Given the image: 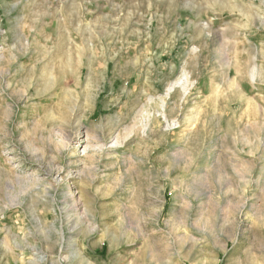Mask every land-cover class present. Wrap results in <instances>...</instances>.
Returning a JSON list of instances; mask_svg holds the SVG:
<instances>
[{
  "label": "rangeland",
  "instance_id": "obj_1",
  "mask_svg": "<svg viewBox=\"0 0 264 264\" xmlns=\"http://www.w3.org/2000/svg\"><path fill=\"white\" fill-rule=\"evenodd\" d=\"M0 264H264V0H0Z\"/></svg>",
  "mask_w": 264,
  "mask_h": 264
},
{
  "label": "bare ground",
  "instance_id": "obj_2",
  "mask_svg": "<svg viewBox=\"0 0 264 264\" xmlns=\"http://www.w3.org/2000/svg\"><path fill=\"white\" fill-rule=\"evenodd\" d=\"M216 1V0H215ZM100 40V39H99ZM93 43V42H92ZM58 44V43H57ZM84 48L79 49L78 52V57H73V55L71 56H66L65 58H63L61 61V66L59 68L60 73L65 74V73H70V77H69V82L70 80H72V82H70L72 85H70L68 82L63 83V86L61 87V90L63 92V96L64 94L66 95V99L67 100H78V96L73 95L74 93H77V89L79 87H81L82 84V76L81 73L83 72L84 68H87L90 76H88L89 78L87 79V83L85 84V86L83 87V90L81 91V95L84 96L85 99V104L86 105H90L93 101L94 98V94L96 92V90H98V82H99V77H98V68H96V63H97V59L95 57V55L92 56H85V54L87 53V46L88 45H82ZM86 47V48H85ZM96 48L95 46H93V49ZM62 49V47L60 48ZM96 50V49H95ZM69 55V54H68ZM102 63V62H101ZM78 66V67H77ZM49 73V72H48ZM48 78V77H47ZM103 78V77H102ZM49 80H44V83L46 85L49 84H55L54 79L52 78H48ZM101 80V79H100ZM69 84V85H68ZM54 86V85H53ZM51 86V87H53ZM83 86V85H82ZM80 93V92H79ZM79 95V94H77ZM75 96V97H74ZM81 97V96H79ZM83 98V97H82ZM81 99V98H80ZM69 100V101H70ZM69 101H66L67 103H69ZM71 102V101H70ZM75 102V101H72ZM70 194V195H69ZM69 196H73V194L68 193ZM68 197V196H67ZM74 197V196H73ZM77 202L74 204L73 208L75 207V209L77 208ZM12 207V206H11ZM79 208V207H78ZM68 217V216H67ZM38 227V226H37ZM78 228V227H77ZM40 229V228H39Z\"/></svg>",
  "mask_w": 264,
  "mask_h": 264
}]
</instances>
